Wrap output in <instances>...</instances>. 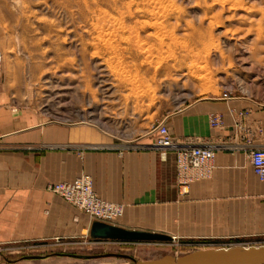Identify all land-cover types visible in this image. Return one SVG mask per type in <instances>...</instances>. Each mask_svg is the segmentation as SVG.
Wrapping results in <instances>:
<instances>
[{"label": "rangeland", "instance_id": "obj_1", "mask_svg": "<svg viewBox=\"0 0 264 264\" xmlns=\"http://www.w3.org/2000/svg\"><path fill=\"white\" fill-rule=\"evenodd\" d=\"M0 49V134L22 123L63 128L85 145L130 147L199 99L264 103V0H0ZM246 247H264V236L126 242L88 234L0 244V264H131L99 256L150 261Z\"/></svg>", "mask_w": 264, "mask_h": 264}, {"label": "crops", "instance_id": "obj_2", "mask_svg": "<svg viewBox=\"0 0 264 264\" xmlns=\"http://www.w3.org/2000/svg\"><path fill=\"white\" fill-rule=\"evenodd\" d=\"M213 116L220 120L217 127L210 124ZM162 121L177 143L215 149L211 176L191 183L186 193L178 184L174 151L151 147L154 137L147 134L119 148L85 145L51 126L18 123L1 133L0 244L89 234V217L47 191L83 174L100 199L123 207L112 224L117 227L181 240L264 236V181L248 159L250 148L264 149V103L251 97L199 99Z\"/></svg>", "mask_w": 264, "mask_h": 264}, {"label": "built area", "instance_id": "obj_3", "mask_svg": "<svg viewBox=\"0 0 264 264\" xmlns=\"http://www.w3.org/2000/svg\"><path fill=\"white\" fill-rule=\"evenodd\" d=\"M1 62L2 52L0 49V67ZM230 98L226 94L221 97V99ZM210 124L213 127H217L220 124L219 118L213 116ZM147 135L154 137L151 147L174 151L177 179L181 192L186 193L191 183L211 176L215 159L214 148L201 145L184 146L177 143L169 135L163 121L153 125ZM248 159L254 174L260 181H264V149L250 148L248 150ZM47 191L59 196L62 200L84 213L92 222L113 224L123 214L121 205L103 201L97 196L93 190L91 177L85 174L70 183L50 184L47 186ZM176 240L178 239L173 237V242Z\"/></svg>", "mask_w": 264, "mask_h": 264}, {"label": "water", "instance_id": "obj_4", "mask_svg": "<svg viewBox=\"0 0 264 264\" xmlns=\"http://www.w3.org/2000/svg\"><path fill=\"white\" fill-rule=\"evenodd\" d=\"M91 240H111L128 242H151L162 241L172 242L173 237L141 230H131L117 227L112 224H105L94 221L89 228ZM70 257L85 259L79 255H69ZM99 257H117L129 259L131 264H264V247H248L239 249H206L190 253L184 257L173 258L164 257L158 260L136 261L125 255L107 254ZM41 256H27L24 259H41Z\"/></svg>", "mask_w": 264, "mask_h": 264}, {"label": "bare ground", "instance_id": "obj_5", "mask_svg": "<svg viewBox=\"0 0 264 264\" xmlns=\"http://www.w3.org/2000/svg\"><path fill=\"white\" fill-rule=\"evenodd\" d=\"M133 144V143H132ZM92 223V222H91ZM88 234V232L86 231V233L84 235ZM177 241V240H176ZM4 264V263H3Z\"/></svg>", "mask_w": 264, "mask_h": 264}]
</instances>
